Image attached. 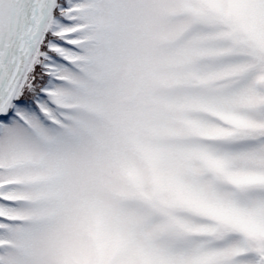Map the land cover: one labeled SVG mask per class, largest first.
Returning a JSON list of instances; mask_svg holds the SVG:
<instances>
[{
  "label": "snow or ice",
  "instance_id": "snow-or-ice-1",
  "mask_svg": "<svg viewBox=\"0 0 264 264\" xmlns=\"http://www.w3.org/2000/svg\"><path fill=\"white\" fill-rule=\"evenodd\" d=\"M0 264H264V0H0Z\"/></svg>",
  "mask_w": 264,
  "mask_h": 264
}]
</instances>
